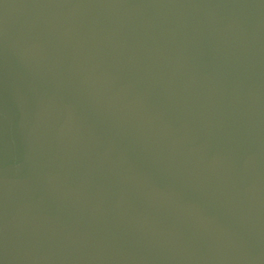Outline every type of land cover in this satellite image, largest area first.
I'll return each mask as SVG.
<instances>
[{
	"label": "water",
	"instance_id": "water-1",
	"mask_svg": "<svg viewBox=\"0 0 264 264\" xmlns=\"http://www.w3.org/2000/svg\"><path fill=\"white\" fill-rule=\"evenodd\" d=\"M0 264H264V0H0Z\"/></svg>",
	"mask_w": 264,
	"mask_h": 264
}]
</instances>
